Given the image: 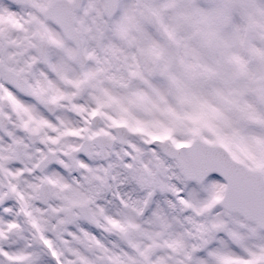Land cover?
<instances>
[{"label":"snow or ice","instance_id":"6c2138e0","mask_svg":"<svg viewBox=\"0 0 264 264\" xmlns=\"http://www.w3.org/2000/svg\"><path fill=\"white\" fill-rule=\"evenodd\" d=\"M0 264H264V0H0Z\"/></svg>","mask_w":264,"mask_h":264}]
</instances>
